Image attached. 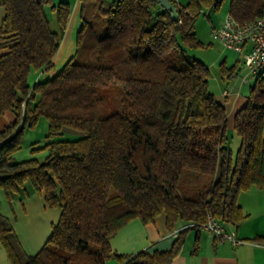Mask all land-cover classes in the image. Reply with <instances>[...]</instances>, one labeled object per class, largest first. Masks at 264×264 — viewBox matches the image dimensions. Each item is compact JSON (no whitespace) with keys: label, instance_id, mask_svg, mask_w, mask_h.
<instances>
[{"label":"trees","instance_id":"1","mask_svg":"<svg viewBox=\"0 0 264 264\" xmlns=\"http://www.w3.org/2000/svg\"><path fill=\"white\" fill-rule=\"evenodd\" d=\"M79 1L75 53L41 79L60 42L46 5L63 34L71 3L0 0V114H14L0 130V187L9 201L29 183L60 209L37 253H25L1 213L0 243L10 264H104L111 256L120 264H170L182 232L169 250L152 254H114L109 239L128 221L159 213L169 228L201 223L207 213L233 225L246 217L239 192L264 187V70L234 115L233 153L210 70L186 48L203 44L194 31L199 12L223 0L175 4V20L157 0ZM228 14L252 20L264 15V0H229ZM32 71L41 76L31 80ZM41 117L44 159L12 160ZM185 171L193 182L179 187ZM197 175L207 178L198 182Z\"/></svg>","mask_w":264,"mask_h":264},{"label":"crops","instance_id":"2","mask_svg":"<svg viewBox=\"0 0 264 264\" xmlns=\"http://www.w3.org/2000/svg\"><path fill=\"white\" fill-rule=\"evenodd\" d=\"M71 1L69 2L73 6L72 13L62 44V47H66V49L72 45L75 27L79 21L80 1ZM171 1L174 4H184L187 0ZM209 15L210 13H208ZM3 16V8L0 7V23ZM49 20L51 29L59 35L61 41L62 34L54 12H51ZM210 20L211 31L223 23V17L215 20L210 18ZM217 44L220 48H215L213 43H209L211 47L203 49L208 50L210 54L207 56L200 54L195 58L203 61L212 73L213 89H209L226 110L227 135L232 142L230 143L232 150V145L236 149L239 145V138H236L238 141L234 140L237 136L232 132L234 115L245 104L246 95L254 82V77L251 80L248 79L247 82H242L245 72L241 66L239 55L232 50L223 48L219 42ZM221 66L224 71H221ZM40 76L41 72L37 71H32L30 74L31 80ZM13 121L14 114L11 111L7 110L0 114V130ZM65 136L71 138L73 134L65 133ZM235 152L236 150L233 151V153ZM24 188V190L15 193L9 201L6 200L2 190L0 213L8 220L25 253L33 255L48 239L52 225L59 219L60 209L48 206L43 193L35 191L29 183H25ZM250 191H252L250 188L241 191L237 196V201L246 217L237 225L223 223L227 230L234 229L237 237L246 240V242L233 244L207 230L188 228L182 231L184 241L181 250L170 264H264V247L253 243V241H264V199L251 194ZM180 224L181 222L169 228L164 213L157 214L148 222H143L139 218L132 219L120 227L109 239L111 251L124 256H131L140 251L148 254L155 251H167L181 233L172 234V231ZM0 264H10L1 243ZM104 264H120V262L115 256H111L105 260Z\"/></svg>","mask_w":264,"mask_h":264},{"label":"rangeland","instance_id":"3","mask_svg":"<svg viewBox=\"0 0 264 264\" xmlns=\"http://www.w3.org/2000/svg\"><path fill=\"white\" fill-rule=\"evenodd\" d=\"M60 1L72 2L71 0H52V3L58 4ZM105 1L108 4V3L112 2L113 0H105ZM182 1H185V0H182ZM228 5H229V0H223L222 3L218 6V8L216 10L203 8L199 12V14L195 18L194 31H195L198 39H200V41L203 44L201 46H198V47H186L189 55H191L193 57H199L200 54L201 55L206 54V56L209 55L210 54L209 51L208 50L205 51L203 49V48H210L211 46L209 45V43H213V46L215 48H220L219 45L217 44V41L212 38V35L210 33V31H211L210 30L211 29L210 18H214V20H215L219 17H223V21H224L226 15H227V11H228ZM46 9H47L48 16L51 17L52 11L50 9V6L46 5ZM208 13H210V15H209L210 18L208 16ZM69 21H70V18H69ZM69 21L67 22L66 28L62 34V38H61V41L59 44V49H58L57 55L55 56V59L53 61V66L48 70L47 75H42L40 77L41 79H44L46 77H52L53 75L57 74L61 70L63 65L68 61V59L75 53L76 31L80 25L79 21H77V24L75 27L72 45H70V47L68 49H66V47H62L63 40H64V33H65V31L69 25ZM244 72H245V70H244ZM211 78H212V75H211ZM211 78H210L209 88L212 90L213 89V86H212L213 80ZM248 79L251 80L252 76H249ZM246 86H247V84H246ZM46 133H47V121L45 118L41 117L38 120L37 124L33 128L26 129L24 131L22 144H21L19 149L15 150L12 153V160L21 161V160L29 159L31 157H36L39 160L44 159V157L47 154V150L43 148ZM236 138H238V137H235L234 140L238 141V139H236ZM230 143H232V142H230ZM232 150L233 151L236 150V148H234L233 145H232ZM192 174L193 173H191V172H186V171L183 172L180 179H179V183H178L179 187L189 186V184L193 182V179L191 178ZM197 178H198V182H200V181H204L205 178H207V176L197 175ZM194 182H195V180H194ZM250 190H252V191H250L251 194H255L260 199H264V187L253 186V187H250ZM0 195H2V189L1 188H0Z\"/></svg>","mask_w":264,"mask_h":264},{"label":"built area","instance_id":"4","mask_svg":"<svg viewBox=\"0 0 264 264\" xmlns=\"http://www.w3.org/2000/svg\"><path fill=\"white\" fill-rule=\"evenodd\" d=\"M211 35L225 49L232 50L239 55L241 66L245 70L242 82H247L249 76L255 77L264 70V15L249 21L238 22L227 14L222 25L214 28ZM194 227L207 230L233 244L246 242L237 237L234 229L227 230L224 224L210 213H207L205 220L201 223L183 221L172 231V234L177 235ZM253 243L264 247V241H253Z\"/></svg>","mask_w":264,"mask_h":264},{"label":"water","instance_id":"5","mask_svg":"<svg viewBox=\"0 0 264 264\" xmlns=\"http://www.w3.org/2000/svg\"><path fill=\"white\" fill-rule=\"evenodd\" d=\"M157 2L160 4V6L163 9L169 12L172 20H175L178 18L177 7L171 0H157Z\"/></svg>","mask_w":264,"mask_h":264}]
</instances>
